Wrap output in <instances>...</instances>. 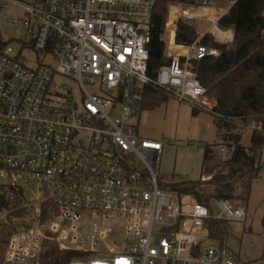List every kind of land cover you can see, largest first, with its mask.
Returning <instances> with one entry per match:
<instances>
[{"label":"built area","instance_id":"2783aa9c","mask_svg":"<svg viewBox=\"0 0 264 264\" xmlns=\"http://www.w3.org/2000/svg\"><path fill=\"white\" fill-rule=\"evenodd\" d=\"M162 1L168 15L160 39L170 60L150 76L149 46ZM237 1L0 0V172L21 193L22 210L13 217L2 264H43L49 237L61 250L79 253L69 264H242L207 232L211 221L243 222L245 206L219 200L214 214L160 188L164 144L138 129L145 89L214 114L216 101L192 63L219 55L202 45L207 33L219 44L233 40L218 22ZM9 8L23 17L9 18ZM172 12L175 47L183 52L169 51L164 39L172 35ZM3 20L25 38L6 40ZM182 20L207 23L190 46L176 43ZM234 150L221 145V161ZM12 212L2 208L0 224Z\"/></svg>","mask_w":264,"mask_h":264},{"label":"trees","instance_id":"16d2710c","mask_svg":"<svg viewBox=\"0 0 264 264\" xmlns=\"http://www.w3.org/2000/svg\"><path fill=\"white\" fill-rule=\"evenodd\" d=\"M167 15V2L162 1L155 11L149 46L150 76H156L159 69L170 60L164 55L165 44L160 39L164 33ZM199 24L190 20L180 21L176 31V43L190 46L196 40L197 30L203 29ZM218 26L233 32V43L219 44L207 33L201 40L202 45L217 49L219 55L194 61L192 69L208 96L216 101L214 114L208 115L213 118L221 140L219 148L226 145L234 146L235 150L229 160L215 162L207 168L201 180L173 183L166 187L167 191L189 196L210 209L214 202L225 199L247 204L252 184L260 178V156L264 151V0H238L228 14L219 20ZM167 43L169 49L175 47V43ZM4 46L0 34V50ZM143 97L141 110H150L157 103L170 98L167 93L157 89H145ZM201 112L204 111L192 108L193 115ZM251 125L256 126L252 130L251 144L244 147L241 144L240 130ZM12 192L16 197L10 200L9 194ZM20 197L21 193L11 185L0 184V213L4 207L13 210L11 216H7V221L0 224V264L15 227L13 217H19L22 212ZM227 224L223 220L210 222L211 242L226 245ZM41 255L43 264H69L80 258L78 252L61 250L50 237L44 240Z\"/></svg>","mask_w":264,"mask_h":264},{"label":"rangeland","instance_id":"374dc122","mask_svg":"<svg viewBox=\"0 0 264 264\" xmlns=\"http://www.w3.org/2000/svg\"><path fill=\"white\" fill-rule=\"evenodd\" d=\"M6 14L11 19L23 17L20 10L12 8L6 10ZM172 18L168 23L170 31L175 16ZM200 26H207V23H200ZM3 34L6 40L12 37L24 39L26 35L24 30L12 24L3 27ZM165 39L171 42L170 36H166ZM10 45L15 50L18 49L17 42L12 41ZM169 51L179 49L172 47ZM29 56L33 57L31 53ZM132 122L136 123L137 120L133 118ZM138 129L142 137L164 144L158 174L160 188L164 190L173 183L201 180L207 168L221 161L218 146L221 140L213 118L207 112L193 115L190 106L178 103L172 98L157 103L150 110H142ZM240 133L241 144L249 147L252 128H243ZM260 162L262 166L260 178L252 184L248 203H242L246 209L245 220L227 224L226 246L242 264H264V151L260 156ZM11 182L10 177L0 172L1 185L9 186ZM212 209L214 214H219L217 202L212 204ZM183 257L187 258V255L183 254Z\"/></svg>","mask_w":264,"mask_h":264},{"label":"bare ground","instance_id":"6f19581e","mask_svg":"<svg viewBox=\"0 0 264 264\" xmlns=\"http://www.w3.org/2000/svg\"><path fill=\"white\" fill-rule=\"evenodd\" d=\"M172 16H175V20H176V15L173 12L171 13V18L170 19H173ZM175 20H174V23H173V26H172V30H171L172 35L170 36V39H171L170 44H174V42H173L174 35L173 34H174V31H175ZM173 48L175 49L174 46H173ZM179 50H181V52H183V50H185V49L182 48V49H179Z\"/></svg>","mask_w":264,"mask_h":264},{"label":"crops","instance_id":"0c3cea01","mask_svg":"<svg viewBox=\"0 0 264 264\" xmlns=\"http://www.w3.org/2000/svg\"><path fill=\"white\" fill-rule=\"evenodd\" d=\"M7 25H9V24H8V21H7V20H6V21L4 20V21H3V26L5 27V26H7ZM232 39L234 40L233 32H232ZM233 40L230 41L229 44L233 43Z\"/></svg>","mask_w":264,"mask_h":264}]
</instances>
